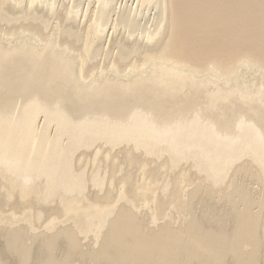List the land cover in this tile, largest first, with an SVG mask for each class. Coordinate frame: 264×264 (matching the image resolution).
Listing matches in <instances>:
<instances>
[{
    "label": "bare ground",
    "instance_id": "bare-ground-1",
    "mask_svg": "<svg viewBox=\"0 0 264 264\" xmlns=\"http://www.w3.org/2000/svg\"><path fill=\"white\" fill-rule=\"evenodd\" d=\"M252 2L0 0V264H264Z\"/></svg>",
    "mask_w": 264,
    "mask_h": 264
},
{
    "label": "water",
    "instance_id": "water-1",
    "mask_svg": "<svg viewBox=\"0 0 264 264\" xmlns=\"http://www.w3.org/2000/svg\"><path fill=\"white\" fill-rule=\"evenodd\" d=\"M231 26L222 36L204 40V54L237 52L240 56L259 59L264 64V4L252 2L245 8H232ZM229 50V51H228ZM226 54V53H224ZM201 61L200 59L197 60Z\"/></svg>",
    "mask_w": 264,
    "mask_h": 264
},
{
    "label": "rangeland",
    "instance_id": "rangeland-1",
    "mask_svg": "<svg viewBox=\"0 0 264 264\" xmlns=\"http://www.w3.org/2000/svg\"><path fill=\"white\" fill-rule=\"evenodd\" d=\"M0 241H1V240H0ZM0 245H1V246H0V248H1V247H2V242H0ZM5 258H6V255L4 254L3 259L6 260L7 258H6V259H5Z\"/></svg>",
    "mask_w": 264,
    "mask_h": 264
}]
</instances>
